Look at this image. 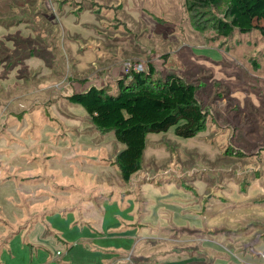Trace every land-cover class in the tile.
Segmentation results:
<instances>
[{"label": "rangeland", "instance_id": "374dc122", "mask_svg": "<svg viewBox=\"0 0 264 264\" xmlns=\"http://www.w3.org/2000/svg\"><path fill=\"white\" fill-rule=\"evenodd\" d=\"M65 1L93 6L96 21L64 53L55 49L63 39L51 48L33 37L47 33L48 8L30 27L20 19L40 3L0 11V239L1 218L13 226L47 212L25 236L48 251L45 264H264V40L197 30L186 0ZM224 10L200 20L212 26ZM126 62L199 85L209 112L194 138L174 127L149 134L157 156L149 148L129 182L115 164L124 147L114 132L96 131L69 99L92 85L115 92Z\"/></svg>", "mask_w": 264, "mask_h": 264}, {"label": "trees", "instance_id": "16d2710c", "mask_svg": "<svg viewBox=\"0 0 264 264\" xmlns=\"http://www.w3.org/2000/svg\"><path fill=\"white\" fill-rule=\"evenodd\" d=\"M186 5L192 25L199 31L212 27L224 38L256 32L264 40V0H186ZM222 6H225L222 17L215 19L212 26L200 20L203 14ZM36 49V45L32 46L28 57L33 56ZM155 73V68L149 65L148 70H132L117 80L115 92H109L108 86L92 85L86 91L69 96L70 101L85 109L96 130L114 132L118 143L124 147L116 156L115 164L125 182L142 170L149 134H161L174 127L177 136L194 138L206 128L209 112L198 97L200 86L173 73L165 78L156 77ZM13 177L3 178V181ZM23 203L26 204V200ZM1 223L9 226L2 218ZM262 229L260 226V231Z\"/></svg>", "mask_w": 264, "mask_h": 264}, {"label": "crops", "instance_id": "0c3cea01", "mask_svg": "<svg viewBox=\"0 0 264 264\" xmlns=\"http://www.w3.org/2000/svg\"><path fill=\"white\" fill-rule=\"evenodd\" d=\"M30 1H31L29 2L30 7L37 6L40 3L39 5L40 8L36 7L33 11H30L29 13L27 12L26 14H30V17H29L30 20H27L28 16H26L25 14V17H22L20 19V23L22 26L27 25V27H30V25L28 26V24H31L32 20H38L40 17H42L43 12L42 11L39 12V10L43 8H48L52 16L46 14L47 18L49 20L51 19L50 20L51 23H49L47 27L49 29L46 28L48 30L47 33L44 32V28H40L39 33H34L32 31L31 32L35 34L33 36L34 38H37L38 35L44 37L45 39L47 38L46 40L51 48L54 47V44H50V43L54 42V40H55V43H58L60 39H63L61 45L57 46L55 49H58L60 52L64 53V52H67L66 44L68 48V42L70 40H74L76 38H81L83 40V37L88 36V34L91 35L92 32H90V30L87 32H84L83 28L85 26L84 23L94 24L96 21V17L94 16L93 6L79 7L77 4L69 5L67 4L66 1L61 2V0H30ZM11 3L14 4L15 6L16 4H19L16 2V0H0L1 15L6 14L7 11L11 10L12 8ZM21 7L26 8V3H22ZM13 9H14V12H16L18 17L20 16V14H23L19 12L18 9H15V8ZM89 17H92V18H89ZM58 23L60 24V27L56 26V24ZM79 45H82V44L80 43ZM26 58L29 59L30 62L34 60V59H31L30 57H26ZM32 67H36V66H32ZM17 73L18 72L14 71L10 75H17ZM0 74L1 75L5 74V72L1 73V67H0ZM18 81H20V79H18L17 77H16V81L14 82L13 81L10 82L7 79H5V83H7L6 84L7 86H12L16 84ZM161 145L162 144H160V146ZM99 147L97 150L100 151L101 149ZM149 148L152 149L150 150L152 153L150 154L149 157L157 156L154 150L158 149V147L155 144H150V142H148L144 160H147V154H148ZM84 149L87 150L86 148ZM14 150L17 151L16 148H14ZM98 161L100 164L99 166L104 167L109 164L108 163L109 161H107L106 159L100 158ZM82 200L83 199L78 198L76 201V204L78 202L81 203ZM72 208L66 209V210H72ZM47 214L49 213L45 212L43 213V215H34V217L31 220H28V222L21 221V223L15 224L13 226H8V227L4 226L8 230V232L6 236L1 235L0 264H45L49 262L51 256L47 250H45L44 248L33 246L31 243L27 242L25 239L29 226L35 223L36 224L39 223V221L42 220L45 216H47ZM16 228L17 229L19 228V230L15 231ZM10 230L12 231V233H10L11 232ZM13 231H15V233H13ZM11 234H13V236L8 239L9 235ZM261 235L263 234L260 233L256 238L251 239L249 242H247L245 245V248H250V247H247V245L253 242V249L251 247V250H254V246L259 244L260 242V239L258 237H260Z\"/></svg>", "mask_w": 264, "mask_h": 264}, {"label": "built area", "instance_id": "2783aa9c", "mask_svg": "<svg viewBox=\"0 0 264 264\" xmlns=\"http://www.w3.org/2000/svg\"><path fill=\"white\" fill-rule=\"evenodd\" d=\"M124 67L126 74L132 70L141 72L144 69L141 64L133 63V62H126Z\"/></svg>", "mask_w": 264, "mask_h": 264}, {"label": "water", "instance_id": "95a60500", "mask_svg": "<svg viewBox=\"0 0 264 264\" xmlns=\"http://www.w3.org/2000/svg\"><path fill=\"white\" fill-rule=\"evenodd\" d=\"M257 241V240H256ZM253 243V242H252ZM253 246V245H252Z\"/></svg>", "mask_w": 264, "mask_h": 264}]
</instances>
